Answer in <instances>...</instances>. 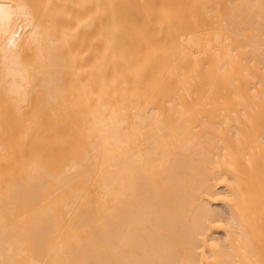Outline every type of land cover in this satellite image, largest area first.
Returning <instances> with one entry per match:
<instances>
[{
	"label": "bare ground",
	"instance_id": "1",
	"mask_svg": "<svg viewBox=\"0 0 264 264\" xmlns=\"http://www.w3.org/2000/svg\"><path fill=\"white\" fill-rule=\"evenodd\" d=\"M0 264H264V0H0Z\"/></svg>",
	"mask_w": 264,
	"mask_h": 264
}]
</instances>
